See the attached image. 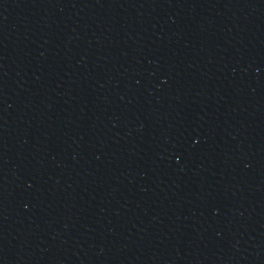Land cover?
Masks as SVG:
<instances>
[{"label": "water", "instance_id": "1", "mask_svg": "<svg viewBox=\"0 0 264 264\" xmlns=\"http://www.w3.org/2000/svg\"><path fill=\"white\" fill-rule=\"evenodd\" d=\"M264 0H0V264H258Z\"/></svg>", "mask_w": 264, "mask_h": 264}]
</instances>
